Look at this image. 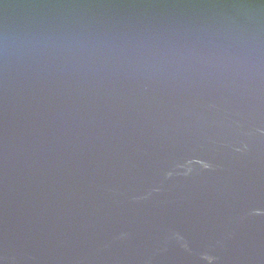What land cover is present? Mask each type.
<instances>
[{"label": "water", "instance_id": "95a60500", "mask_svg": "<svg viewBox=\"0 0 264 264\" xmlns=\"http://www.w3.org/2000/svg\"><path fill=\"white\" fill-rule=\"evenodd\" d=\"M0 264H264V0H0Z\"/></svg>", "mask_w": 264, "mask_h": 264}]
</instances>
